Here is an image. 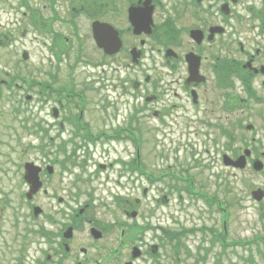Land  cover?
Segmentation results:
<instances>
[{
	"label": "flooded vegetation",
	"instance_id": "flooded-vegetation-1",
	"mask_svg": "<svg viewBox=\"0 0 264 264\" xmlns=\"http://www.w3.org/2000/svg\"><path fill=\"white\" fill-rule=\"evenodd\" d=\"M17 3L22 9V64L31 62L38 66L40 76L33 84L40 90H50L51 95L55 92L53 84L67 82L68 70L59 68L99 66L102 72L111 69L117 74L115 88L120 94H128L127 78L142 67L153 75L141 79L139 87L146 93L145 100L152 98L150 106L158 126L168 122L175 125L180 116L190 117L188 121L193 122L203 109L209 112L218 103L229 109L236 82L242 84L250 103L258 102L264 107V0ZM146 78L151 81L146 82ZM69 82L76 88L64 94L65 99H89L91 86L82 77L69 78ZM95 85L105 88L106 82ZM22 87H26L25 79ZM57 94L58 91L54 96ZM76 111L78 107L61 104L52 130L75 129ZM130 132L133 143L136 129ZM59 153L57 150L52 157L40 156L34 161L42 168L41 179L46 188L43 186L32 200L25 196L30 210L38 206L43 210L35 229V264L180 261L177 253L173 256L167 249L165 237L155 236L153 213L140 212L125 221L123 217H130L134 210L133 203H114L103 208L96 203L76 204L74 192L81 178L73 171V159ZM130 165L124 167L125 173L138 171L135 162L130 160ZM49 167L54 168L53 174L48 172ZM77 168L80 170L81 166ZM49 181L65 195L67 203L62 207L40 202V196L47 197L53 191ZM130 184L137 188V183ZM25 201L22 199L23 206Z\"/></svg>",
	"mask_w": 264,
	"mask_h": 264
},
{
	"label": "rangeland",
	"instance_id": "rangeland-1",
	"mask_svg": "<svg viewBox=\"0 0 264 264\" xmlns=\"http://www.w3.org/2000/svg\"><path fill=\"white\" fill-rule=\"evenodd\" d=\"M4 11V9L0 10V12ZM37 68L38 66L31 62H28L27 66H23V64H19L18 60H16L12 66V73L13 76L17 77L22 75V79L28 82L37 81L40 76ZM97 68L100 67L97 66ZM8 69L11 70V68ZM85 73L86 70L84 68H77V75L85 76ZM105 74H107V78L112 77V79H114L116 77V74L109 69L106 70ZM99 76L101 77L102 74L99 73ZM65 81L68 82V78H66ZM93 89L95 90H93V92L102 95V97L93 98L94 93L91 91L89 93L90 98L87 106L90 109H97L99 107L107 108L106 104H103L102 101H104L109 91L113 89L106 88L103 89L102 92H100L102 89L98 90L95 86ZM29 91L37 92L38 89L35 87ZM46 103H48V101H44L45 105ZM53 103L54 102H52V105ZM17 105L18 104L14 101L12 103L0 101L1 130L5 129L7 125L10 126V124H14L13 122L16 121V119H12L11 109L17 107ZM52 105L50 104L47 107L51 110L54 106ZM113 107L122 108L120 102H114ZM37 108L38 107L33 108V111L36 112ZM40 111L42 112V116H47V108L39 109L38 112ZM6 112H8L9 119L6 118ZM236 119L244 120L240 114L235 115V121ZM51 121L52 118L50 117V122ZM244 125L246 124L244 123ZM16 126H18L17 123ZM256 126L260 131L254 132L253 134H249L246 131L241 132L238 127L235 129V133L241 135L237 144V147L240 148V152L245 149L244 140L251 142L252 138H256L257 148L254 147L255 150L258 149L260 152L264 151V130H262V124L259 121H257ZM203 133L204 132L201 131L199 137L196 135L195 131L179 132L171 135L170 132H165V130L162 129L160 134L163 135L165 139H169L172 136V140H176V145L169 140H165L167 147L166 151H164L162 147H158L159 150L164 152L161 154L164 155V157L157 159L149 152H146V150L149 151L148 149L144 148V159L155 165V173H158L160 168L168 165H173V167L178 169V172L182 173L185 172L184 169H188L190 176L198 179L199 184L202 182L203 190H205L207 195L211 197L218 196L222 201L223 207L227 208L226 205L229 207L230 216L227 222V228L228 240L230 243H232L231 241H238L244 244L230 245L227 249L229 254L228 258L219 253L220 245H218V247H215L213 250V255L206 257L204 261L198 263L189 260V255L197 259L204 255L203 248L208 250L211 249L208 245L210 242L209 238L212 237L211 234L206 235L202 231L195 235V231L198 228L204 229V227H215L217 230L222 231L224 228L222 222L223 213L218 209L217 211L206 209L204 200L202 202L198 200L193 201L183 194L181 198V195H176L168 185H164L162 188L167 191V195L171 198V202L159 207L153 212L154 222L159 226L165 227L168 233L178 232L182 235V244L186 246H182L181 248L180 257H182V261L179 264H264V217L261 216V211H264V201L256 204L251 196V192L258 188L264 190V175L254 173L251 168L252 166L249 165L246 170L240 172L230 171L224 168L222 164L219 163L224 139H221L217 146L210 141V139L215 137L214 132L211 133L212 137L208 141H204L205 139L202 136ZM20 135L22 137V151L18 150L14 154L13 149L9 148L11 149L10 155L14 154L10 157L12 162L9 163V158L7 159L8 156L5 157L4 155L6 150H0V174L4 173V176L0 177V264H16V259L19 257L21 251L20 237H17L15 233L18 230L22 231V226L16 228V221H14L13 216L16 218L18 217L21 222L23 215L27 218V214L22 212V201L19 199L21 190L23 192L24 188L17 186L21 181L22 157L24 159H31L34 157L37 158L39 155L36 150L28 148L29 145L24 146V144H28L29 142L33 143V145H37L38 138L30 134L22 135L21 130ZM6 139L7 137L0 136V141ZM144 140H146V137H144ZM179 141L183 142L178 145ZM142 158L143 156L141 159ZM201 159L205 161L207 165H210L212 169L203 171V168L199 165V160ZM196 160L199 162H196ZM213 162L214 167L212 165ZM211 174L214 176L213 178H210ZM212 181H214V184H212ZM127 184L128 183H126V185ZM108 187L107 185L105 189ZM198 187L200 188V186ZM156 188L160 190V186H156ZM135 197L141 200L142 204L139 209L146 214L152 208L156 195L150 193L144 197L141 190L138 195L133 196V199ZM40 202L51 203V201L48 200V202H46L43 199H41ZM103 205L106 207L110 204L104 201ZM29 223L31 224L30 226H34L33 222L29 221ZM178 225L180 226L178 227ZM24 233L25 230H23L22 233V242ZM257 236L261 238L256 239ZM161 237H163V235ZM164 243L166 246H169L167 249L175 256V253L179 251V249L173 251L174 240L167 239L166 237ZM33 249L34 245H31L27 252L28 257L34 254ZM186 250H189V255L186 254ZM176 264H178V262H176Z\"/></svg>",
	"mask_w": 264,
	"mask_h": 264
},
{
	"label": "water",
	"instance_id": "water-1",
	"mask_svg": "<svg viewBox=\"0 0 264 264\" xmlns=\"http://www.w3.org/2000/svg\"><path fill=\"white\" fill-rule=\"evenodd\" d=\"M225 163H226L227 165H234V166H236V167H237V166H238V167H243V166H244V162H243V160H239V161L236 162V163H232L229 159L225 158ZM253 195H254V197H255L257 200H261V199L263 198V196H264V194L261 193L260 191L254 193Z\"/></svg>",
	"mask_w": 264,
	"mask_h": 264
}]
</instances>
